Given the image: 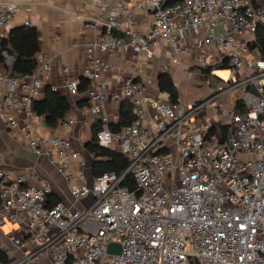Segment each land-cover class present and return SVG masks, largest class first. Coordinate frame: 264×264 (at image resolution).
Listing matches in <instances>:
<instances>
[{"label": "built area", "instance_id": "2783aa9c", "mask_svg": "<svg viewBox=\"0 0 264 264\" xmlns=\"http://www.w3.org/2000/svg\"><path fill=\"white\" fill-rule=\"evenodd\" d=\"M128 1L130 7L123 0H94L98 16L86 19L84 27L103 25L104 31L87 45L82 73L93 111L118 97L133 105L134 119L119 131L106 122L95 131L100 147L117 149L127 159L122 172L104 173L87 185L69 167L79 154L70 151L68 139L34 137L32 126L42 117L32 103L41 74L50 70L49 59L37 57L29 74L0 72L5 128L20 129L34 153L44 154L65 180H76L69 187L74 200L92 196L80 209L61 201L47 206L46 181L37 178L36 185H26L36 178L32 167L17 177L0 169V227L24 222L26 238L13 243L20 249L32 245L8 264L42 258L50 264H264V55L254 45L257 27L264 26V7L251 0ZM17 7L16 2L0 4V38ZM133 10L151 13L146 31L134 30ZM119 12L125 15L122 26L116 21ZM115 29L121 34L114 35ZM201 31L229 67L227 81L218 82L205 99L182 108L161 96L152 99L146 82L121 75L115 76L120 95L106 90L98 52L131 50L138 57L155 43L175 60L184 51V34ZM78 84L70 80L64 88L76 95ZM236 90L240 107L224 112V132L210 131L212 123H196L199 113ZM146 104H153L147 118ZM72 123L64 124L70 128ZM128 175L133 189L122 185ZM110 243L119 244L118 254L108 252Z\"/></svg>", "mask_w": 264, "mask_h": 264}, {"label": "crops", "instance_id": "0c3cea01", "mask_svg": "<svg viewBox=\"0 0 264 264\" xmlns=\"http://www.w3.org/2000/svg\"><path fill=\"white\" fill-rule=\"evenodd\" d=\"M6 2H16L18 7L16 15L5 27L2 37H6L9 31L15 27L26 26L24 22L27 20L28 26H33L36 29L40 45V50L34 58L42 56L50 60V70L41 74V87L36 100L44 98L46 88L56 87V92L65 98L70 106L65 118L55 128L45 126L41 120L32 126V133L38 139L54 135L68 139L70 151H76L79 154L77 158L70 160L69 167L76 174H82L84 182L91 185L92 179L95 177L92 173V165L98 158L95 159L88 152L86 144L93 141L94 129L97 130L101 123L106 122L109 125L117 122L119 106L123 99L118 97L115 100H108L104 102L100 112H95L90 108L86 91L70 95L64 88V84L70 80L80 81L86 66V47L100 38L104 31L103 25H98L94 30L84 27L86 19L98 16L97 5L94 0H0V4ZM123 4L130 7L128 0H123ZM113 5L114 3L110 4L112 7ZM27 8H30V11H27ZM132 12L134 30L136 32L146 31L151 23V13L141 10ZM116 21L118 25L122 26L125 22V15L119 12ZM114 34L120 35L121 32L119 29H115ZM206 36L204 31L197 35L184 34L181 39L184 51L175 60H172L165 46L155 43L149 49L141 52L138 57H133L131 50L113 54L98 52L97 55L105 64L102 77L106 82V90L120 95L121 86L115 81V76L121 75L146 82L147 94L152 99L158 96L168 99L167 94L159 91L157 83L159 74L166 71L177 88L180 107L188 108L193 103L205 99L211 93L212 89L209 88L212 85L204 69L213 67L224 60L223 53L217 46L211 42H205ZM14 57L13 53L5 56L4 63H0V72L8 71ZM164 64L166 67H163ZM200 74H205V76ZM202 79L205 80L202 87L205 88L206 93L199 97L197 95L188 96L187 93V98L183 101L179 94V88L186 89L187 85L192 86L190 80L200 81ZM2 93L3 90L0 88V101L3 97ZM238 96V90L223 95L210 108L198 114L196 123L221 125L223 130L216 129L224 132L226 130L224 112L234 109ZM152 112L153 104H146V118ZM205 116L210 120H207ZM67 119L73 121L70 128L64 124ZM116 151L118 150L116 149ZM26 167H32L36 172V178L28 179L26 185H36L37 178H42L49 186L48 193L53 194L57 201L76 209L85 206L82 201L73 200L69 193L70 185L74 184L76 180L62 178L44 154H36L32 151L24 132L20 129H6L0 116V169L17 177L23 173ZM26 236L27 230L24 222H10L0 227V247L7 254L9 261L21 258L30 249L32 246L30 243H26L24 249L18 248L13 243L15 238L25 239ZM23 264H50V260L42 258L33 262L25 261Z\"/></svg>", "mask_w": 264, "mask_h": 264}, {"label": "trees", "instance_id": "16d2710c", "mask_svg": "<svg viewBox=\"0 0 264 264\" xmlns=\"http://www.w3.org/2000/svg\"><path fill=\"white\" fill-rule=\"evenodd\" d=\"M182 0H165V5L175 4ZM254 6L264 7V0H251ZM114 34V32H113ZM116 35V34H114ZM259 51V55H264V26L257 27L256 40L254 44ZM40 45L36 29L33 26L15 27L9 31L6 37L0 38V63H4L6 55L15 54L13 61V75H22L32 73L36 68L34 56L39 52ZM227 60L221 63L207 67L204 71L208 74L210 84H216L220 81L217 77L212 76L210 71L214 68H227ZM158 89L160 92L167 94L168 100L172 104H178V92L168 72L164 71L157 78ZM88 88V81L82 76L77 91L83 93ZM240 104L237 102L234 108L237 109ZM32 109L42 117V122L49 128H55L62 121L70 110V106L65 98L61 97L51 88H46L45 96L41 100H34ZM133 105L123 100L119 106L118 120L116 123L109 124V128L113 131H119L123 126L129 124L134 119ZM216 128L223 130V126L213 124L210 131ZM94 129L93 141L86 144V149L93 155L95 160L92 165L93 175L99 176L104 173H120L127 167V159L118 151L102 148L96 143ZM129 189L134 188L131 176H126L122 183ZM47 206L53 205L57 199L53 194H47ZM9 259L5 251L0 247V264H8Z\"/></svg>", "mask_w": 264, "mask_h": 264}, {"label": "rangeland", "instance_id": "374dc122", "mask_svg": "<svg viewBox=\"0 0 264 264\" xmlns=\"http://www.w3.org/2000/svg\"><path fill=\"white\" fill-rule=\"evenodd\" d=\"M199 73V71H197ZM200 75H204L205 74H200ZM211 75H214L216 76L220 81H217V82H226L228 77H229V67L227 68H214L212 71H211ZM207 76V75H206ZM205 80H200V81H193V80H190V84H192V86L190 85H187L186 89H183V88H179V94H180V97L181 99L184 101V99L187 98L186 94L188 93L190 95H194V96H203L205 93H206V90L205 88L202 87L203 83H204ZM215 86L216 84L212 85L211 88L209 89H212V91L215 90ZM205 118L207 120H210L209 117L205 116ZM72 197V196H71ZM91 194L85 196L84 198H82L81 200H75V201H78V202H81L85 205H87L90 201H91ZM73 199V198H72ZM74 200V199H73Z\"/></svg>", "mask_w": 264, "mask_h": 264}, {"label": "water", "instance_id": "95a60500", "mask_svg": "<svg viewBox=\"0 0 264 264\" xmlns=\"http://www.w3.org/2000/svg\"><path fill=\"white\" fill-rule=\"evenodd\" d=\"M13 74V62L9 66V69L7 71V77L12 76ZM109 253H116L118 254L120 252V246L118 243H110L107 248Z\"/></svg>", "mask_w": 264, "mask_h": 264}]
</instances>
